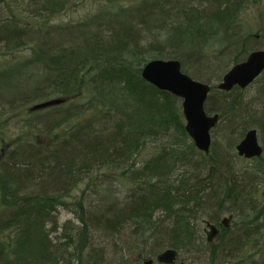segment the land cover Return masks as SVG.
I'll list each match as a JSON object with an SVG mask.
<instances>
[{
	"label": "trees",
	"instance_id": "obj_1",
	"mask_svg": "<svg viewBox=\"0 0 264 264\" xmlns=\"http://www.w3.org/2000/svg\"><path fill=\"white\" fill-rule=\"evenodd\" d=\"M71 1L0 0V264H104L96 229L124 245L111 264H164L156 257L170 247L171 264H196L184 254L198 249L206 264H264V154L236 150L253 128L264 150V71L230 92L206 81V111L220 119L210 153L185 130L182 98L142 77L151 59H178L203 82L210 57L244 61L264 48V28L240 16L264 0H104L84 21L50 24ZM64 28L66 41L49 42ZM54 97L64 102L32 110ZM12 123L30 134L9 136ZM147 144L156 149L139 165ZM61 208L79 222L55 239ZM224 213L233 223L210 242L206 224Z\"/></svg>",
	"mask_w": 264,
	"mask_h": 264
},
{
	"label": "water",
	"instance_id": "obj_2",
	"mask_svg": "<svg viewBox=\"0 0 264 264\" xmlns=\"http://www.w3.org/2000/svg\"><path fill=\"white\" fill-rule=\"evenodd\" d=\"M142 77L145 78L152 86L161 91H167L183 99L182 109L186 120V131L190 134L198 149L210 153L212 145L211 129L219 122V114H208L205 104L208 99L211 86L209 83L194 79L192 76L183 71V66L178 59H151L142 66ZM264 71V48L256 49L250 52L249 56L238 64L233 65L224 74L218 82L221 90L230 92L235 87L247 88L251 83L262 75ZM64 102L63 98L54 97V99L43 100L33 104L32 110H40ZM236 150L240 156L249 159L260 157L264 150L260 139H258V130L250 129L246 132L242 141L236 145ZM225 218L223 224L229 226L233 218ZM207 239L213 242L221 233L214 223H207ZM179 255L175 248H167L160 252L157 261L164 264L174 263ZM152 259L146 261L151 264Z\"/></svg>",
	"mask_w": 264,
	"mask_h": 264
},
{
	"label": "rangeland",
	"instance_id": "obj_3",
	"mask_svg": "<svg viewBox=\"0 0 264 264\" xmlns=\"http://www.w3.org/2000/svg\"><path fill=\"white\" fill-rule=\"evenodd\" d=\"M104 0H72L68 7L64 10H62V12L55 14V15H51V18L49 19V23L51 24H67V23H75L78 21H84V19L91 15L94 14V12H96L101 3H103ZM98 8V9H97ZM97 9V10H96ZM262 13H264V2L257 5V6H249L248 9L241 14L240 19L242 20L243 25H247V29L249 30H253L254 32H259L260 30H262V28H264V18H262ZM250 25V26H249ZM242 28V26H240ZM57 33H53L51 39L49 40V42L52 41H57V42H64L67 40L69 34H70V28H64L62 30H55ZM76 35V34H74ZM50 38V37H49ZM214 52V50H213ZM24 53L26 55H28V52ZM230 53L228 52L226 55L224 56H220L219 58H215V57H210V60H207L208 64L211 65L210 70H207V72H205L206 74L204 75H200L204 77V82H206L207 80H210L212 84H217L218 81L222 78L220 77V75H218V69L220 66H231L233 65L231 57L229 56ZM196 65V63L194 64ZM193 72H195V70L191 69ZM261 83L257 84L254 88L251 89V91L249 92V95H253L255 96V94L257 93L258 90V86H260ZM259 106V105H258ZM259 108L262 109V106H259ZM48 109V108H47ZM10 129L8 130V135L9 136H16L18 134L23 135L24 133H29L28 130H26L27 128L23 127L21 128L20 125L18 126L17 124L12 123L11 126L9 127ZM30 134V133H29ZM215 134H212V140L214 139ZM32 136V135H31ZM7 143V139L3 140L2 139V146L1 147H5ZM0 147V148H1ZM156 149V145L154 144H147L142 150H140L138 152V161H139V165L148 157L151 156V154L155 151ZM240 165H243L241 162H239ZM190 170V168H189ZM206 170H204L202 172L203 175H206ZM111 174L105 173L103 175H101V177L99 179L102 180V182H105L106 178H110ZM113 179V178H110ZM88 183L87 180L83 181V183L81 184V188H85L86 184ZM90 183V182H89ZM103 188L106 187V185H102ZM113 187L115 188L118 195H116L118 198H123L126 192V185L122 186L121 182L115 181L113 180ZM87 190V189H86ZM93 190L89 189L88 193H92ZM259 192L262 193L264 192V184H261L259 187ZM92 199H95L96 196L92 195L91 196ZM107 206H111L112 204L110 203H106ZM107 209L103 206L102 208L98 209V211L100 213H103L104 211H106ZM58 224H59V230L57 233L52 234L51 236H53V238L58 239L60 238V232L63 230V226L65 225V223L69 222V228L71 227V222L74 224H77L79 222L77 216L72 213L69 212L66 209H59L58 211ZM222 218H224L225 216H228V213H224L222 215H220ZM233 223V221L231 222V224ZM264 236V235H263ZM93 242L92 245L94 244L96 247H101L104 248L105 252V261L104 264H111V262L116 259V257H118L117 255H124L126 256V252L125 250L122 249V247H124V245L122 243H120V240H114L112 237L106 235L105 233L101 232V229L98 230L96 229V231L94 232V236H93ZM200 248H204L205 247H200ZM153 256V255H152ZM207 258H208V254L207 251L205 249V251H200V249L198 250H193V252H186L184 254V259L187 260V263L193 262L195 261L196 264H206L207 262ZM103 264V263H102Z\"/></svg>",
	"mask_w": 264,
	"mask_h": 264
}]
</instances>
